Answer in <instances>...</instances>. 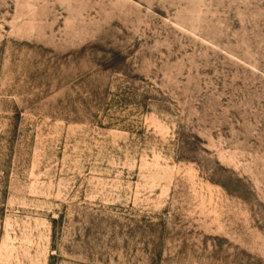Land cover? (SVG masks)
Listing matches in <instances>:
<instances>
[{
    "label": "rangeland",
    "instance_id": "obj_1",
    "mask_svg": "<svg viewBox=\"0 0 264 264\" xmlns=\"http://www.w3.org/2000/svg\"><path fill=\"white\" fill-rule=\"evenodd\" d=\"M0 264H264V0H0Z\"/></svg>",
    "mask_w": 264,
    "mask_h": 264
}]
</instances>
